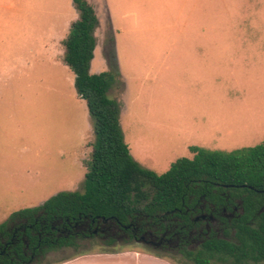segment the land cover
I'll return each mask as SVG.
<instances>
[{"label": "rangeland", "instance_id": "374dc122", "mask_svg": "<svg viewBox=\"0 0 264 264\" xmlns=\"http://www.w3.org/2000/svg\"><path fill=\"white\" fill-rule=\"evenodd\" d=\"M88 2L99 20L90 73L116 68L122 87L116 84L108 95L120 105L125 143L141 166L162 174L177 159L189 158L193 146L230 152L264 141V0H208L213 47L229 50L231 59L214 72L213 87L154 70L139 99L137 82L127 92V75L135 72L126 66V0ZM195 14L201 29L202 13ZM151 15L158 21L162 13ZM77 19L73 0H0V224L61 192L83 191L94 151V120L62 56V41ZM177 25L172 22L163 37H173ZM159 40L156 32L146 45L157 47ZM134 45H141L136 35ZM129 248L193 264L134 241L109 246L97 237L51 251L33 264Z\"/></svg>", "mask_w": 264, "mask_h": 264}, {"label": "trees", "instance_id": "16d2710c", "mask_svg": "<svg viewBox=\"0 0 264 264\" xmlns=\"http://www.w3.org/2000/svg\"><path fill=\"white\" fill-rule=\"evenodd\" d=\"M73 4L78 19L62 41L63 62L75 74L77 93L94 120L92 162L83 191L61 192L0 224V264H29L31 254L38 258L32 263H39L51 251L77 248L78 240L66 237L76 226L94 227L104 220L144 227L172 217L189 222L172 212L197 209L204 201L222 212L227 196L244 202L245 214L234 224L235 238L212 237L198 251H185V259L193 264L264 262V141L230 152L193 146V158L177 159L162 174L141 166L125 143L120 105L108 95L116 84L122 87L116 68L90 73L97 46L96 12L87 0Z\"/></svg>", "mask_w": 264, "mask_h": 264}, {"label": "crops", "instance_id": "0c3cea01", "mask_svg": "<svg viewBox=\"0 0 264 264\" xmlns=\"http://www.w3.org/2000/svg\"><path fill=\"white\" fill-rule=\"evenodd\" d=\"M157 2H160V5H157ZM198 9L202 13L201 29H197L198 16L191 15V12H197ZM153 10L162 13L158 21L153 20ZM124 16L127 21L126 66L135 72L129 71L127 75V92H130V84L137 82L139 87L136 99L142 95V87L154 70L173 71L175 79H189L196 86L213 87L214 72L231 61L226 57L229 50L213 47L214 32L208 30V0H126ZM172 22L178 24L174 26L176 33L173 37L170 33L163 37L162 32H170L173 28ZM191 23L193 28L189 29ZM135 29H139L135 35L136 41H140L141 45H134ZM156 32L157 39H160L158 46L146 45L156 39ZM195 99L198 102L206 101V97ZM189 152V158H193V153L190 150ZM52 264L177 263L153 253L129 248L119 251H90Z\"/></svg>", "mask_w": 264, "mask_h": 264}, {"label": "flooded vegetation", "instance_id": "af4514ba", "mask_svg": "<svg viewBox=\"0 0 264 264\" xmlns=\"http://www.w3.org/2000/svg\"><path fill=\"white\" fill-rule=\"evenodd\" d=\"M223 187L229 186L223 185ZM243 205L241 199L227 196L226 206L222 208V212L218 211L214 204L206 201L196 206L197 209L186 207L184 212L182 210L172 212V216L183 215L189 219V222L172 217L166 222L148 224L144 227L134 224L120 227L113 222L103 220L94 227L89 224L76 226L70 229L66 237L76 240L97 237L105 243L134 241L156 252H168L184 257L185 251H198L212 237L234 239V224L242 220L245 214ZM30 257L32 258H28L29 264H33L32 262L38 259L32 254Z\"/></svg>", "mask_w": 264, "mask_h": 264}]
</instances>
